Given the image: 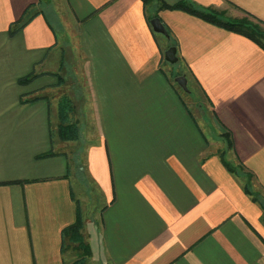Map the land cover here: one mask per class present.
I'll return each mask as SVG.
<instances>
[{"label":"crops","instance_id":"crops-1","mask_svg":"<svg viewBox=\"0 0 264 264\" xmlns=\"http://www.w3.org/2000/svg\"><path fill=\"white\" fill-rule=\"evenodd\" d=\"M48 1L0 0V264H69L75 242L62 232L79 207L92 264H264V208L245 191L248 182L264 199V49L186 11H159L218 139L231 137L225 157L239 175L166 71L143 0H56L90 88L88 106L69 95L81 137L63 140L60 98L48 95L60 37ZM189 1L264 22V0ZM29 6L36 15L11 33ZM33 71L43 73L23 84Z\"/></svg>","mask_w":264,"mask_h":264},{"label":"rangeland","instance_id":"rangeland-1","mask_svg":"<svg viewBox=\"0 0 264 264\" xmlns=\"http://www.w3.org/2000/svg\"><path fill=\"white\" fill-rule=\"evenodd\" d=\"M56 2H57L56 0H49L44 5V10L48 15V19L56 27V30L59 31V35H60L58 39L59 46L57 47V49H55V52L51 55L52 58L55 60V65H53V71L47 72L48 74H50L49 78L59 80V83H58V86H56L55 88H51L52 90L51 92L48 91V95L54 98H58V99L60 98L59 102L64 98V97H61L62 95H67V97H69V95H74V96L80 95L82 97V98L80 97V102H79L81 107L88 106L89 98H90L89 97L90 94L88 91L90 88L88 86L89 84L87 80L88 78L84 74V72L81 70V66H82L81 64L83 63V56L80 53L81 49L78 47L77 38L70 36L71 31L74 30V27L71 25L70 22L66 24L64 22V20H68V19L62 13V8H61L62 4H60L61 1L59 3L58 2L56 3ZM56 4H58L59 6H57ZM159 4L160 2L158 0H152V2L148 4L147 6L149 7V13L150 14L151 12L152 14L153 12L155 13L158 9ZM157 34L162 40V42H164L162 63L165 66L166 71H168L171 74V78L173 81H175L174 83L177 86L181 94V97L183 98V101L186 103L191 114L197 120L198 125L201 127V129L204 132L208 134L207 141L209 145L211 146V149L216 153H220V156L221 154L225 155L226 150L229 148L228 141L226 139L224 140L218 139L220 134L216 133L217 129L213 121V114H212L210 105L206 97L202 95L203 94L202 91H200V89H198L196 85L194 86V84H192L190 81L188 82L189 91L184 90L176 82L175 78L177 76L187 73L186 66L180 60V58H179V61L175 64H171L165 59V50H167L168 47L175 45V44H174L173 39L171 38V35L170 37L166 38V36L161 33H157ZM37 73L41 74L43 72H37ZM38 94L44 95L46 94V91H40L38 92ZM73 105H75V103H73ZM87 117H89L88 113H87ZM57 120L55 119V121ZM56 131L57 130H55V135L56 137H58ZM223 134L229 135V133L227 132H224ZM226 138L228 139V137ZM76 144L77 143H70L68 146L69 148L68 153L71 159V161L69 160L70 165H72V162L76 161L75 152H73L75 150ZM225 159L227 160L226 157ZM230 165L233 168H235L236 172H233V173L243 175L242 166L237 167L235 166L234 163H230ZM248 178L249 177H247V180ZM77 184L78 183H76L74 186L76 190H77ZM246 185H249L251 187V184L248 182ZM253 195H256L259 198V200L264 202V199L260 198L259 194L253 193ZM92 209H93V202L90 203V207H89L90 211H92ZM84 242L86 243L85 239H84ZM72 244L74 246H70V249L71 251H75V252L71 254L69 264H92L88 262L89 256H86V258L84 257L86 253V249L83 247H80L78 243H71L70 245Z\"/></svg>","mask_w":264,"mask_h":264},{"label":"trees","instance_id":"trees-1","mask_svg":"<svg viewBox=\"0 0 264 264\" xmlns=\"http://www.w3.org/2000/svg\"><path fill=\"white\" fill-rule=\"evenodd\" d=\"M160 4L158 5V9L155 13L151 15H147L148 21L151 25V19L154 16H159V11L163 9H179L186 11L192 15H195L205 21H208L210 23H213L215 25L221 26L227 30L242 34L255 43H257L261 48L264 49V22L257 20L253 18L250 15H245L239 18H229L225 19L221 12H218L216 10H205L199 6H197L195 3L189 1V0H181L177 3L170 4L165 0H158ZM145 6H148L152 2V0H143ZM36 15V13L33 11L32 6H29L23 16L21 17L20 20L17 22L13 23L11 27V33L17 32L19 29H22L25 27ZM168 29V28H167ZM41 74L37 72H31L30 74L21 77L20 81L24 84L27 83L34 78H37ZM74 109L73 107V102L72 100L65 96L60 102H59V125L57 128V133L59 137L63 140H76L80 136V130L77 125V123L72 122L68 118V110L72 111ZM67 112V113H66ZM224 138L228 141V145L231 147L232 146V140L230 135H224ZM228 137V139L226 138ZM55 154L52 150L39 154L38 157H47ZM221 159L225 166L232 172H236L235 168H233L230 163L225 159V155L221 154ZM245 191L253 196V200L259 201L263 208H264V202L259 200V198L256 195H253V190L249 185H245ZM83 227V218H82V213L80 207L78 208L77 211V220L75 223L65 227L63 229V239L65 240L68 238L70 242H75L78 243L80 247H83L86 249L85 253V258L86 256H90V247L88 244L84 242V237L81 232ZM82 259V258H81Z\"/></svg>","mask_w":264,"mask_h":264},{"label":"water","instance_id":"water-1","mask_svg":"<svg viewBox=\"0 0 264 264\" xmlns=\"http://www.w3.org/2000/svg\"><path fill=\"white\" fill-rule=\"evenodd\" d=\"M151 26L155 32L161 33L166 37H170L169 30L159 16H154L151 19ZM165 59L171 64H175L179 61L177 46L172 45L165 50ZM175 80L184 90L189 91L188 78L186 74L177 76Z\"/></svg>","mask_w":264,"mask_h":264}]
</instances>
